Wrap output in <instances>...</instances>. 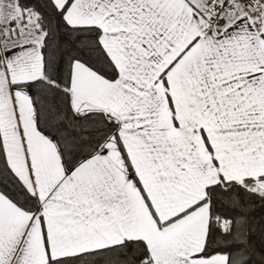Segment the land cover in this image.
<instances>
[{"label":"snow or ice","instance_id":"6c2138e0","mask_svg":"<svg viewBox=\"0 0 264 264\" xmlns=\"http://www.w3.org/2000/svg\"><path fill=\"white\" fill-rule=\"evenodd\" d=\"M264 0H0V264H264Z\"/></svg>","mask_w":264,"mask_h":264},{"label":"trees","instance_id":"16d2710c","mask_svg":"<svg viewBox=\"0 0 264 264\" xmlns=\"http://www.w3.org/2000/svg\"><path fill=\"white\" fill-rule=\"evenodd\" d=\"M254 221L257 223L264 222V206H261L258 202L251 209Z\"/></svg>","mask_w":264,"mask_h":264}]
</instances>
